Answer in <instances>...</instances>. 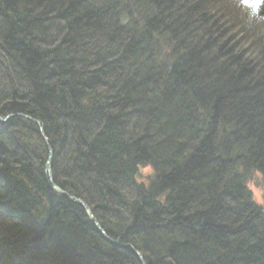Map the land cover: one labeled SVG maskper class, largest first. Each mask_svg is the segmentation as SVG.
<instances>
[{
    "label": "trees",
    "instance_id": "1",
    "mask_svg": "<svg viewBox=\"0 0 264 264\" xmlns=\"http://www.w3.org/2000/svg\"><path fill=\"white\" fill-rule=\"evenodd\" d=\"M10 114L144 264H264V0H0ZM47 157L0 122V264H141Z\"/></svg>",
    "mask_w": 264,
    "mask_h": 264
},
{
    "label": "water",
    "instance_id": "2",
    "mask_svg": "<svg viewBox=\"0 0 264 264\" xmlns=\"http://www.w3.org/2000/svg\"><path fill=\"white\" fill-rule=\"evenodd\" d=\"M16 114H10L7 115L4 118L0 117V122H6L9 118L15 117ZM27 119H29L30 121H33L34 123H36V125L39 127L40 130V134L42 136V139L46 145L47 148V152H48V157L47 160L45 162V172L47 174L49 183L51 188L58 194H61L63 197L67 198L69 201L79 205L80 207H82V209L84 210L86 216L89 218V220H91L93 222V225L95 226L96 230L102 235V237L107 240L108 242H110L111 244L114 245H120L123 247H129L137 256V258L139 259V261L141 262V264H144V260L142 258V255L134 248L132 247L130 244H120L118 243V239H113L110 236L107 235V233L105 232V230L102 228V226L100 225V223L98 222V220L96 219V217L94 216L90 206H88V204H86L82 199L76 198L72 195H70L68 192L62 190L58 185L55 184L54 180H53V174H52V166H51V160H52V156H53V150L50 146V144L48 143V139L43 135V131H42V125L40 124L39 121L32 119L29 116H25ZM263 212V211H262ZM264 215V212H263Z\"/></svg>",
    "mask_w": 264,
    "mask_h": 264
},
{
    "label": "rangeland",
    "instance_id": "3",
    "mask_svg": "<svg viewBox=\"0 0 264 264\" xmlns=\"http://www.w3.org/2000/svg\"><path fill=\"white\" fill-rule=\"evenodd\" d=\"M15 117L26 118L22 114H16ZM149 172H150V170L148 168H145V169H142V171H140V174H142V176H146ZM259 183H260V179L258 177L255 181H253L252 183L249 184V189L253 193L257 204L259 206H261L262 208H264V191H263V187L261 185H259Z\"/></svg>",
    "mask_w": 264,
    "mask_h": 264
},
{
    "label": "bare ground",
    "instance_id": "4",
    "mask_svg": "<svg viewBox=\"0 0 264 264\" xmlns=\"http://www.w3.org/2000/svg\"><path fill=\"white\" fill-rule=\"evenodd\" d=\"M48 153V152H47Z\"/></svg>",
    "mask_w": 264,
    "mask_h": 264
}]
</instances>
